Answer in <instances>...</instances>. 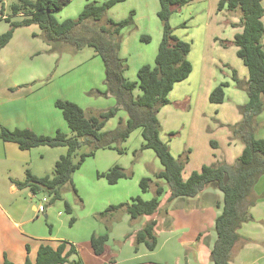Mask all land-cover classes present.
Masks as SVG:
<instances>
[{"label":"trees","instance_id":"1","mask_svg":"<svg viewBox=\"0 0 264 264\" xmlns=\"http://www.w3.org/2000/svg\"><path fill=\"white\" fill-rule=\"evenodd\" d=\"M10 0H0V17L3 16L5 4ZM8 5L9 16H23L21 20L12 21L5 18L8 29L0 34V50L11 40L16 29L37 25L40 29L39 38L49 46V53L60 54L63 46L72 49V53L84 48H91L100 58L104 70V90L93 89L87 93L92 97H111L115 105L106 110H83L69 101H55L71 132L67 136L60 131L52 137L39 136L28 129L9 130L0 128V140L14 143L20 150L26 151L39 146L49 148L64 147L66 154L55 162L51 173L42 177L25 171V179L15 182L19 188H27L32 194H44L50 203L61 201V190L66 184H71L72 175L81 167L86 158L92 157L98 150L111 149L122 154L117 148L127 140L129 135L139 130L142 138L141 150H151L158 159L161 170L154 174L156 180H162L168 188L169 196L166 206L176 198H193L205 189L218 190L222 194V209L214 221L215 242L210 251L211 264H230L232 251L240 241L238 230L241 225L253 221L249 209L255 205L257 197L254 186L264 175V139L254 138L255 119L263 110L264 97V8L262 0H219L217 12L225 11L239 16L238 26L241 31L234 35L231 42L236 48V56L247 70V80L238 79L232 70V79L238 89L245 90L247 102L238 107L241 121L227 125L231 137L243 145V150L233 164L219 162L202 166L200 171L192 172L186 180L182 179V170L187 162V152L175 158L170 153L168 145L160 138L161 126L158 120L160 109L170 104L169 93L175 84L188 78L192 71L187 60L190 43L182 41L174 35L169 24L172 12L192 0H158L157 18L161 23V40L154 57V63L142 65L136 73V81L125 77L126 60L119 55L121 46V31L133 27L131 11L127 18L120 21L105 19L106 12L125 0H105L102 3L88 2L75 19L58 21L54 14L66 6L71 0H12ZM184 26V24L182 25ZM148 43V37L140 38ZM222 42V41H221ZM227 42V41H226ZM228 43V42H227ZM222 42L223 46H226ZM224 87L216 86L209 94L211 104H221L224 101ZM138 90L139 93L135 94ZM125 112L126 119H119L117 126L110 131H103L105 124L117 114ZM170 137L177 136L171 132ZM212 144V143H211ZM84 145L88 151L80 153L73 160L77 150ZM214 145V144H212ZM107 184L115 185L121 179H129L131 173L114 165L105 173L97 175ZM152 180L141 178L139 189L146 193ZM72 190L77 194L76 189ZM163 186L155 183L154 196L150 200L140 197L132 198L129 203L110 205L99 213V217H107L113 212L124 209L131 220L149 217L159 211V198L164 195ZM66 213L71 214L70 207L64 203ZM74 218L71 217L69 225ZM155 221L147 222L134 237L136 247L145 245L148 251H153L157 245L154 236ZM50 230V226H48ZM108 236L92 234L89 240L95 256L104 252ZM23 264H83L76 247L66 241L40 243L33 261L28 256ZM2 264H12L6 258ZM102 264H115L111 259Z\"/></svg>","mask_w":264,"mask_h":264},{"label":"crops","instance_id":"2","mask_svg":"<svg viewBox=\"0 0 264 264\" xmlns=\"http://www.w3.org/2000/svg\"><path fill=\"white\" fill-rule=\"evenodd\" d=\"M71 1L68 4H70ZM89 1L97 2L96 0H86V3ZM211 1V8L209 7L210 11L207 13L208 19L206 27L215 30L218 25V27H221L220 23H222V21L219 18V13H217V4L219 0ZM129 2L130 4L128 6ZM122 3L126 4V7L123 8L128 9V15L131 11L134 12V26L129 27L131 32L136 29L139 30V19L141 15L145 16L142 19L143 21H146L147 23L150 21L154 24V15H157L159 9L158 0H125ZM203 3L206 5L207 0L203 1ZM119 4L115 5L108 11L113 10ZM188 4H190V2ZM188 4L184 6H187ZM6 17H9L12 21H18L23 18L21 15L9 16L8 13H5L0 17V20L4 21L7 26L8 23L5 21ZM109 19L120 21V18ZM263 19L264 17L262 18V22ZM230 22L237 23V20L233 18ZM183 24L184 26L181 27H184L183 30L185 31V23ZM7 29L8 28L6 27L2 32L4 33ZM173 30L174 35L181 39L176 35L174 28ZM234 31L233 36L230 37H223L224 34L219 33L212 34L211 36L205 35L206 39L203 48H206V50L204 51L203 56L204 61L206 58L211 57H207L206 55L209 48L213 51L223 50L218 44V41L222 39L227 42L230 41L229 39L233 40L234 35L239 33L241 29L236 28ZM39 34L40 29L37 25L16 29L9 43L0 50V54H3V57L0 60L2 63L0 65V128L5 127L9 130L28 129L36 135L46 137L54 136L57 131H60L67 136H71V132L61 111L54 105L55 101H69L75 103L83 110L90 109L99 111L113 107L115 105V100L111 97L103 98L87 95V93L93 89L104 90L103 64L93 49L84 48L69 57H66L63 54L49 53V46L38 37ZM183 39L181 40L188 43L192 42L189 38ZM128 42L129 38H124L121 41L119 51L121 58H124L122 50L124 46H127ZM207 43L208 45L206 46ZM262 46L264 50V37L262 38ZM66 50H68V47L63 46V51ZM192 54L193 45L190 43V51L187 55V60L191 63L192 71L186 80L174 85L172 91L168 95L170 103L189 97L187 95L189 84L196 81L193 77L195 64L192 62V58H190V55ZM206 62L210 65L212 64L210 58L206 60ZM221 63L223 66L228 65L225 64L224 61ZM140 66H142V64ZM125 77L130 80V78L126 76V72ZM247 77V74H244L243 80L246 81ZM131 78V81H134L133 76ZM203 86L204 89H206L205 96H207L208 99L210 92L216 86L212 83L203 84ZM190 101L191 104H193L194 100L192 94H190ZM209 104L214 107H216L215 105H220ZM165 107H168V105L164 106L160 111L164 110ZM211 111L213 113L216 110L212 109ZM184 115L185 114H182V116L173 114V117H175L173 122L177 124V127H173V130H170V133L175 131L178 136L184 134L185 141L183 146L180 147L179 145L175 146L173 141H165L162 138L161 133L162 131H165L164 125L168 120H160V115H158V120L161 126L160 138L168 145L172 156L178 158L180 155L187 152L188 160L184 164L181 174L183 180H186L192 172L200 171L202 166H209L219 162L227 164L234 163L241 154L243 145L239 140L231 137L229 130H222L224 128L223 126H227L228 124H223L218 121L219 125H216V127L210 126L207 124L209 121V118H207L208 115H200L202 119L200 122L197 120L199 117L187 116V114ZM119 119H126V115L121 111L115 118L109 120L105 124L103 131H110L113 129L108 127H114L115 124L117 126ZM195 121L199 122V126L196 127L198 123L194 125ZM167 124L169 125V122ZM168 127L172 126L170 125ZM220 130L221 137L218 136ZM133 134L134 131L129 137ZM198 139L200 141L203 140L202 146L205 156L204 160L194 164L192 163L194 162V148L197 149L196 145ZM220 141H222L226 148H228L226 151L222 149ZM208 145L210 146L211 151L209 150ZM58 148L63 147L49 148L46 146H39L23 151L14 143L3 142L0 140V170L2 171L0 181L4 184V187H6V193L0 195V264L3 263L5 258L12 264H23L27 255L26 248L29 250L28 256L30 260L33 261L36 251L42 242L55 245L58 241H66L76 247L79 252V257L81 258L80 254L83 250L80 245H78L77 241L79 238L74 236L64 238L58 237L56 232L53 231L51 225L50 230L48 228L47 232L43 231L40 225L39 227L34 225V222L38 219L37 216H26L27 209L34 214H38V208L40 206L37 208L32 203L34 194L26 188L23 190H28L30 195L24 196L22 201H17V199H15L17 194L23 192L21 188L15 185V182H22L25 179V171L27 170L36 177L47 175L48 171H51L49 169L53 168L59 157L64 155L59 153L56 154L57 156H54L51 153H48L49 150L52 149L58 151L61 150ZM220 150L222 156H220ZM98 151L89 158H93ZM32 152H35V154L45 161L43 165H37V172L27 168L28 166H32L30 165L33 162ZM18 166L21 167V173L19 172V174L17 170ZM40 167H42V170H40ZM13 170H15V173ZM160 170L161 169L157 168L155 173ZM97 178L103 179L98 176ZM254 195L257 197V201L255 205L249 209L253 221L242 224L238 230L240 241L237 242L233 248L230 264H264V175L256 182L254 186ZM168 196L169 191H166L162 196V199H160L159 211L161 209H163V211H158V213H155L152 216L141 217L136 220H131L126 214L129 221L126 216L121 219V221H123L121 224L123 225L120 229L121 233H119L117 237H120L119 241L123 237V239H125V237L131 238V241H128L127 243L128 245L126 249L123 248L126 243H122L123 246L121 247V251H114L108 245L109 236L104 233L108 236V240L101 256H95L93 254L96 259L95 264L106 263L111 259L115 264H211L209 261V255L216 239L214 221L222 209V194L218 190L208 188L193 198H176L170 202L165 209V202ZM70 210L71 214L69 215H72L71 207ZM161 212L162 214H160ZM42 213H45V209ZM58 213L60 215V212ZM44 218L46 219L47 215H44ZM149 221L156 222L154 236L156 237L157 245L155 249L153 251H148L143 244H139L136 247V250L133 249V239L135 234ZM74 223L75 220L70 227H72ZM176 223H178V225H176ZM125 224L132 227L125 230ZM93 234L103 235L100 230H98L97 233L93 232ZM85 235L86 234L83 236ZM185 235H191L188 237V243L183 242ZM90 237L91 235L86 241H88V245L91 248L89 243ZM160 249L164 252V255L161 258H158V262L150 260L149 257L151 254H153L155 250ZM123 251H125L126 256L125 258H122V260H119V255L116 253L119 254Z\"/></svg>","mask_w":264,"mask_h":264},{"label":"rangeland","instance_id":"3","mask_svg":"<svg viewBox=\"0 0 264 264\" xmlns=\"http://www.w3.org/2000/svg\"><path fill=\"white\" fill-rule=\"evenodd\" d=\"M97 2L102 3L103 0H96ZM102 1V2H101ZM205 0H194L190 2L187 6H182L180 8L175 9L169 19V24L172 28L175 29L176 35H178L181 39L189 38L193 45V54L190 55L192 58V62L195 64V72L193 74L195 82L189 84L187 89L188 96L183 100L175 101L174 103H170L168 107H165L164 110L159 111L158 115H160V120H168L169 125L166 123L164 125V130L161 135L165 141L171 140L176 145L183 146L185 141L184 134L177 135L174 137H170V130H173V127H177V124L173 122L175 117L173 114L181 115L187 114V116H195L199 117L197 120L200 122L202 114L204 116L208 115L209 121L207 124L210 126L219 125V122L228 125H234L241 121V116L239 114L238 107L244 105L247 102V95L245 90L238 89L235 86V82L232 79V70L237 72V77L244 81V74H247V70L242 64V61L236 56V48L231 43L233 40L229 39L228 43L226 40L218 41V44L222 47L223 50L213 51L212 49H208L206 52L207 57L204 61V44H205V35L211 36L212 34H224V36H233L234 29L239 28L236 26L238 24L239 16L235 13H227L222 11L223 13H219V18L222 23H220L221 27H216L215 30L208 29L206 27L207 24V13L210 11L212 1H208L206 5L203 3ZM12 0L6 2L5 10L3 14L9 13L8 5L12 4ZM92 2V1H89ZM86 4V0H72L70 4H68L62 10H59L54 14L55 18L58 21H62L68 18L75 19L78 14L84 8ZM130 2L128 3L129 6ZM216 4V3H215ZM264 6V0H263ZM126 4H119L113 10L107 11L104 15L102 22H99V25L104 24L105 19L115 18L123 20V18L128 17V9H125ZM210 7V8H209ZM144 15H141L139 19V30L135 31L129 30V27L124 28L121 31V40L124 38H129V42L127 46L123 48L122 52L127 64L126 76L132 80V76L134 81H136V73L137 68L142 64L152 66L154 63V57L156 55V51L158 45L161 40V23L159 22L157 15H154V24L150 21L147 23L143 21ZM236 19L237 23H231V19ZM223 19V20H222ZM264 22V19H263ZM185 23V31L184 27H181ZM228 25V27H227ZM8 28L7 24L0 20V34H2L3 30ZM227 29L225 30V28ZM128 30V32H127ZM2 32V33H1ZM148 37L149 42H143L140 37ZM228 37V38H229ZM233 38V37H232ZM184 40V39H183ZM226 46L222 45V42ZM209 43V42H208ZM206 44V46L208 45ZM77 53V52H75ZM75 53H72V49L68 47V50L61 51L59 55H64L66 57L72 56ZM68 55V56H67ZM3 54H0V60L2 59ZM212 61V64L206 62V60ZM222 61H224L225 65H222ZM0 61V65H1ZM213 84L214 86H218L220 84H226L224 87L225 97L224 101L220 105H215L216 107L210 105L207 96H205V91L203 84ZM135 93H139L138 90ZM190 94L193 97V104L190 101ZM189 103V107H188ZM163 108V107H162ZM161 108V109H162ZM160 109V110H161ZM168 109V110H165ZM212 109L216 110L212 113ZM177 111V112H176ZM124 115L125 112L121 111ZM173 112V113H172ZM210 114V115H209ZM157 115V116H158ZM184 115V116H185ZM195 121L194 125L199 126V122ZM164 122V121H163ZM256 128L254 131V138L256 139H264V97H263V110L255 119ZM172 127H168V126ZM109 126L108 128H115ZM222 130H228L227 126H223ZM111 129V130H113ZM197 129V128H196ZM198 130V129H197ZM174 133H176L174 131ZM219 137H221V130L218 132ZM202 141L197 140V149L194 148V164L201 162L204 160L203 146ZM222 145V149L226 151V146L220 141ZM142 138L140 131H134V134L130 136L125 142L118 144L117 148L122 149L124 153L119 154L115 150H99L93 158H86L81 167L72 175L71 184H66L63 186L61 190V201H56L54 203H50V199L44 194L34 195L32 199V203L38 208L39 206L45 209V213L34 214L30 210L27 209L26 216L35 215L38 217L34 222V225H37L42 228L43 231H48V226H52L54 232L58 237L64 238L68 236H74L79 238L78 245L82 248L81 259L83 264H95L96 259L92 253L91 248L88 245V240L90 235L97 233L100 230L103 234L106 233L109 236L108 245L115 251H121L122 243H126L123 248L126 249L128 241H131L130 237H125V239H121L117 237L119 233H121V224L123 221L121 219L126 216L125 210L120 209L113 212L111 215L107 217H99V213L104 211L110 205H118L129 203L132 198L140 197L141 199L147 201L150 200L154 196L155 183L158 182L161 186H163L164 191L168 192V188L162 180H156L154 178V174L157 168L161 169V165L156 158L155 154L151 150H141ZM210 150V146L208 145ZM61 150L52 149L49 150L48 153L52 155L56 154H66V148H58ZM230 149V148H229ZM88 151L87 147L84 145L80 146L77 150L73 160L76 161L80 153ZM211 151V150H210ZM33 162L30 164L32 166H28L27 168L30 170L37 172V165H43L45 161H43L35 152H32ZM221 153V150L219 151ZM230 156V154L228 153ZM57 156V155H56ZM53 158V157H52ZM55 158V157H54ZM53 160V159H50ZM15 165V164H12ZM114 165L120 166L126 172L131 173V177L129 179L121 180L115 185H109L104 179H98L97 174L106 172L108 169L113 167ZM191 165V164H190ZM191 167V166H190ZM25 168V167H24ZM18 174L21 173V167L17 168ZM42 170V167H40ZM52 170V169H49ZM15 173V170H13ZM2 171L0 170V177ZM51 171H48L50 174ZM148 177L152 180L151 186L149 190L142 194L139 189V181L141 178ZM1 180V179H0ZM72 186L76 189L77 194H75L72 190ZM26 188H21V190ZM6 193V187L0 181V195ZM30 195L28 190H23L16 195L15 199L17 201H22L24 196ZM162 197L159 198V200ZM64 202H66L72 209V215H69L65 212ZM160 211H163L161 209ZM159 211V212H160ZM60 212V215L59 213ZM158 213V212H157ZM162 214V212L160 213ZM44 215H47V218H44ZM73 217L75 223L72 227H70L69 220ZM127 220L129 219L128 216ZM38 221V224H37ZM129 221V220H128ZM134 223V222H133ZM134 225V224H132ZM178 225V223H176ZM130 225H124L125 230L130 228ZM205 228V225H204ZM86 234L85 236H83ZM126 235V234H125ZM191 236V235H189ZM183 238L184 243H188V237ZM85 238V239H83ZM130 238V240H129ZM133 249H137L133 239ZM134 250V251H135ZM119 255V260L125 258V251L121 253H116ZM150 254V253H149ZM164 255V252L160 250H155L153 254L149 257L150 260H155L154 262H158V258H161Z\"/></svg>","mask_w":264,"mask_h":264},{"label":"built area","instance_id":"4","mask_svg":"<svg viewBox=\"0 0 264 264\" xmlns=\"http://www.w3.org/2000/svg\"><path fill=\"white\" fill-rule=\"evenodd\" d=\"M43 211H44V208L40 206V207L38 208V213H42Z\"/></svg>","mask_w":264,"mask_h":264}]
</instances>
